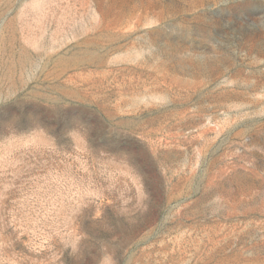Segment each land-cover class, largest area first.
<instances>
[{"label":"rangeland","instance_id":"374dc122","mask_svg":"<svg viewBox=\"0 0 264 264\" xmlns=\"http://www.w3.org/2000/svg\"><path fill=\"white\" fill-rule=\"evenodd\" d=\"M0 264H264V0H0Z\"/></svg>","mask_w":264,"mask_h":264}]
</instances>
